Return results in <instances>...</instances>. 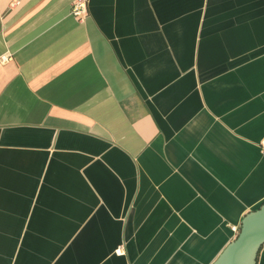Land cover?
Segmentation results:
<instances>
[{
    "label": "crops",
    "instance_id": "1",
    "mask_svg": "<svg viewBox=\"0 0 264 264\" xmlns=\"http://www.w3.org/2000/svg\"><path fill=\"white\" fill-rule=\"evenodd\" d=\"M76 1L0 0V264H213L264 203V0Z\"/></svg>",
    "mask_w": 264,
    "mask_h": 264
},
{
    "label": "water",
    "instance_id": "2",
    "mask_svg": "<svg viewBox=\"0 0 264 264\" xmlns=\"http://www.w3.org/2000/svg\"><path fill=\"white\" fill-rule=\"evenodd\" d=\"M237 237L213 264H257L264 247V203L246 215Z\"/></svg>",
    "mask_w": 264,
    "mask_h": 264
},
{
    "label": "built area",
    "instance_id": "3",
    "mask_svg": "<svg viewBox=\"0 0 264 264\" xmlns=\"http://www.w3.org/2000/svg\"><path fill=\"white\" fill-rule=\"evenodd\" d=\"M73 14H75L80 19L86 17L88 15L87 11V0H77L74 3L72 8ZM1 61L7 62L9 61L7 57H1ZM234 232L238 235L240 232V227H233Z\"/></svg>",
    "mask_w": 264,
    "mask_h": 264
}]
</instances>
